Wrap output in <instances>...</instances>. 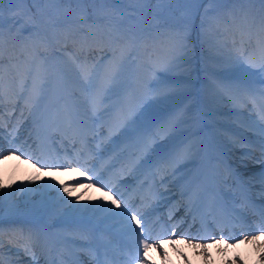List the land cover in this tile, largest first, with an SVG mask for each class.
Returning a JSON list of instances; mask_svg holds the SVG:
<instances>
[{"label": "bare ground", "instance_id": "obj_1", "mask_svg": "<svg viewBox=\"0 0 264 264\" xmlns=\"http://www.w3.org/2000/svg\"><path fill=\"white\" fill-rule=\"evenodd\" d=\"M247 3L249 4L246 6L243 4L241 14L239 13L242 26L240 28L234 26V20L228 18L226 24H223L215 32L217 35L216 42L221 44L222 48L217 49L219 57L204 60L203 63L207 67L214 65L217 69L232 74L226 77L220 72L215 75V79H211L214 84L208 86L201 84L195 92L177 93L178 97L183 95L187 100L184 99L172 113H168L162 118V123L158 125L164 131L151 140L149 149H145L141 153L143 159L140 157L133 158L135 159L133 164L136 166L144 158L160 154L161 149H158L160 145L171 143L173 139H181L182 127L175 121L180 113L190 112L192 116H198L197 126L201 128V131L198 133L199 137L197 139L201 138L212 146L209 149L208 161H212L213 166L212 169L210 167L209 173L211 174L208 178L207 188L199 193V182L197 180L191 181L192 176L189 178L190 172L194 171L190 162H192V159H196L198 154L202 158H207V154L204 152L205 149H198L199 145L194 146V143L192 144L189 141L190 138L177 145L183 151L181 157L186 156L183 159L174 156L177 161L181 160V163L184 164L182 168L174 172V177H178L176 186H180L179 188L184 195L182 199L177 200L185 201L187 204H185V207H177L174 220L176 223L182 220L187 225L195 224V226H201L200 223L205 220L207 224L213 226V231L204 236L203 239L196 241L188 237L187 233L191 234L188 229L179 230L175 236L168 240L166 246H163L161 242H152L149 239L148 242L155 245L153 248L156 251L152 247L147 249L149 251L147 257L142 258L145 264H264V230L255 232V230L244 229V231H240L238 230L239 225L236 228L238 222H235L234 225L230 224L234 231H225L226 224H228L227 220L232 214L231 198L242 197V202L246 208H249L251 204H254L251 202L255 201L256 204L254 205L257 209L259 207L264 209V175L262 174L264 171V108L261 110V114L258 115L260 105L263 104L264 106V94L252 88V84L264 86V83L259 84L255 79L257 75L264 77V52L254 53L248 51L249 49H246L245 46L251 49L252 44H256L255 37L246 36L244 33L247 24L256 25L260 29V35L256 39L264 43L262 42L264 40V22L262 19L264 16V0H250ZM22 20L16 18L10 27L11 29L0 25V62L4 61L5 66L8 65L6 61H10L15 56L22 58L21 55L27 54L26 59H28L35 49L33 43L36 40H33L34 42L30 44V34L28 32V29H31V24L35 23L28 17ZM77 21H79L77 27L81 28L83 23L80 21V17L77 18ZM104 28L105 33H107L106 37H112L110 47L114 49L113 54L115 56L113 59L118 64L120 61H124L127 65L131 54L132 56L135 55L131 50L129 41H122L120 35H118L115 46H113L114 23H112V20L105 23ZM136 30L137 27L133 29V31ZM81 32L84 34H81ZM85 32L90 31H87V29L78 31L76 34L81 35L74 38L69 35L66 39L58 37L60 40L58 42H54L51 38L47 42L41 34L37 37V42L47 57L52 55V49H55L57 45H69L72 39H74V42L81 41L84 48L79 45L78 47L83 53L78 54H82L84 57H88L84 54L85 47H90L89 54L95 53L97 47L101 44L99 50H107L108 44L105 45V35L95 37L90 33L85 35ZM162 37L167 40L165 42L167 44L162 43ZM162 37L158 33L152 41L145 37L139 44L136 55L138 62L141 61L147 66L137 65L136 75L139 78L138 86L140 88L137 87L136 91L130 92V95L142 99L141 101L145 105L139 107L138 114L144 116L157 112L160 107H166L163 106L165 101L160 104L158 99H160V96L165 95L169 87H163V83H161L162 74L160 76L159 72L167 69L171 57L169 51L164 53H160V51L161 48L167 46V49H171L172 54H174L172 47L176 44L171 43L172 40L165 33L162 34ZM128 38L130 39V37ZM98 41H100L99 44ZM120 47L122 49L118 51ZM59 51L61 50L59 49ZM152 51L157 52V59H154V56L151 55L153 54ZM99 56L98 54L94 59L88 57V73L94 68L100 67L99 69H101L104 66ZM76 57H79L81 64L85 63L84 58H80L78 55ZM254 59L257 61H251ZM59 61L62 60L59 58ZM9 67L12 66L9 64ZM59 67H61L62 75H64L65 70L66 76L72 82L65 83L67 88H73L69 93L71 101L76 103L80 98H85L81 93V82L86 81V77L79 76V71L74 70L78 68L74 61H62ZM111 67L114 68V65L111 64ZM10 71L8 79L13 82V88L9 90L10 92H2V94L4 96H16L18 99L13 101H15V106L18 107L21 105L19 97L26 96V90L30 86L27 82H24V78L17 77L16 71L20 74H23V72L17 69L16 71L12 69ZM99 72L104 73L101 70ZM1 77L3 75L0 73V79H2ZM106 79L104 76L99 78L101 81H106ZM0 81H3L0 84V87H3L6 80ZM62 81L64 83V78H62ZM45 83L47 84V82ZM148 83L151 84L150 89L146 87ZM215 84L218 85L219 90L216 89ZM39 90L42 91V88L39 87ZM108 92L105 96H108ZM30 96L27 95V99ZM65 97L70 98L62 90L57 96L46 102L49 106L46 115H43L46 118L44 124L40 127L41 130H37L36 126L41 124L43 118L38 120L34 116L35 118L29 120L31 125L29 124L30 126L27 127L30 128V131L28 130V133L22 136L20 127L22 125H18L16 121L21 117L28 119V112H21L18 111V108H13L14 111L17 110L15 113L19 114L13 120L14 111L8 116L13 101L9 103L0 96V141L5 145V148L0 147V153H2L0 155V264H43L44 261L47 262L48 254H54L52 248L56 244H70L68 239L87 237L90 230H95L104 235H115L116 233L135 234L144 226L142 217L137 218L139 224L132 221L131 218L134 214L124 206L118 193L114 192L112 187L108 184L102 185V181H98L94 176L87 177L85 172L92 171H85L79 162L73 161L76 160L75 157L79 150L66 147L65 152L62 151L63 156H59L60 159L51 156L55 154L51 146L59 144V147H63L58 139L63 138L64 140V136H67L70 141L76 143L79 147L82 146L83 142L86 143L80 134V129L83 131V127L78 123L80 120H76L75 117L69 118V110L66 108V104L61 102V99L63 100ZM200 98L207 102L208 108H205V110H209V114H203V111H205L203 107H201V112L197 107H189L191 99L194 102L195 99ZM60 102L62 104L59 110L61 114L59 115V112L57 114L50 113L53 107L54 110L56 109L53 105L60 104ZM244 102H250L251 114L256 113L263 124L255 126L252 122L245 120L248 119V115L245 111L246 104ZM82 105L85 106V104ZM82 105L79 109L86 110L82 108ZM87 109L90 110L89 106H87ZM224 110H229L226 116L220 113ZM75 111L77 110L75 109ZM93 113L95 112L91 114ZM125 113L121 112L120 114L124 115ZM202 119L205 120L203 124ZM225 121H228V123H231L230 121L232 123L236 122L238 126H243L253 134H258L259 142L257 143L247 140L246 137L242 140L236 138L239 141L259 146L255 149V158L247 155L244 157L247 160L246 162L238 160L237 154L235 153V155L232 151L235 137L226 133L219 126L220 123ZM5 122L12 125L9 131L3 130L2 123ZM209 122L216 123V127L209 126ZM32 130L37 132L32 134ZM134 130V127H129L130 133ZM16 133H20V137L24 138L23 141L33 147L28 145L30 148H22L23 151L19 143H11L8 139ZM87 140H89V137H87ZM191 140L193 141V138ZM9 144L12 145L8 147ZM39 144H43L44 149ZM121 146H126V142L122 141ZM40 147L44 152H39ZM153 148L157 151H153ZM229 151L231 152L229 153ZM40 158H48L49 161L43 163L39 161ZM53 163L57 164L53 165ZM144 171L146 174L149 172L148 169H144ZM202 182L200 181V183ZM161 190L162 188H157L156 191L159 200L162 196ZM205 192L206 196L204 195ZM213 194L219 199L218 205H215ZM113 200H116L120 207H117ZM175 201L176 199L174 202H170V207L175 208ZM200 201L199 210H205L204 213H200L198 217L195 213L192 215L186 213L185 210L188 207H196ZM181 208L184 209L181 210ZM261 228L258 226L254 229ZM8 244L21 249L25 254L21 256L20 253L9 251ZM58 247L65 250L64 245Z\"/></svg>", "mask_w": 264, "mask_h": 264}, {"label": "rangeland", "instance_id": "obj_2", "mask_svg": "<svg viewBox=\"0 0 264 264\" xmlns=\"http://www.w3.org/2000/svg\"><path fill=\"white\" fill-rule=\"evenodd\" d=\"M236 1L237 0H2V3H0V25L9 29L16 18L22 20L24 17H29V19L35 23L33 25L31 24V26L38 29L39 33L46 34V38L44 36V39H47L53 32L52 24L53 26L57 25V22L53 23V21L61 20L65 22V25L71 27V32L74 34L69 36L73 38L78 36L76 34L78 31H85L86 29L90 32H85V35L90 33L98 37L102 35V30L105 29L104 24L111 20L117 31L123 26V31L125 32L129 29L139 28L140 26L144 28L148 22L149 24L156 23L159 18H162L165 23L172 24L182 30L184 34L183 39L185 40L182 43L180 42L182 46L179 45V48H177V51L179 50L177 62L175 61V63L170 64L163 72H159L160 76L162 74L161 83H163V87H169V90L166 91L165 95L162 97L159 95L160 99H158V101L160 104L165 101L163 106H166L169 102L174 103L179 99L177 93L182 94L185 93L184 91H188L187 93L195 92L203 83L206 85L213 84L210 83L211 79H215V75L220 72L226 75V77L232 74L226 73L227 71L225 70L217 69L214 65L207 67L203 63L204 60L218 58L219 55H217V51L222 49L221 44H218L215 39L217 35L215 34L216 27L214 25V18L224 13V9L233 6ZM238 1H241V3L246 6L249 4L247 2L250 0ZM88 9H91L93 12L92 17L94 18L90 19ZM70 13L71 15L68 16ZM83 13L86 15H83ZM79 17L80 21L83 23L81 28L77 27V22H79L77 18ZM119 18H121L122 21H120ZM58 32L59 30L56 33L54 32L53 40L57 39ZM67 32L69 33L68 30ZM81 34L84 33L81 32ZM64 39H66V36ZM54 52L56 51L54 50ZM43 65L46 66V63L44 62ZM41 69L45 70L43 67ZM256 77L260 79V76ZM205 102L206 101L202 99H198V101L196 99L195 103H193L192 99L190 101L191 104L207 109L208 106ZM220 113L226 116L229 110H224ZM245 120L248 121L247 119ZM253 121L256 123V120ZM230 122L231 123H228V121L222 122L219 126L224 129L226 133L232 134V136H244L247 140L256 143L259 142L258 134H253V132L247 130V128L238 126L236 122ZM208 125L216 127L217 124L209 122ZM243 146L244 145L239 144V141L234 139L232 151L234 154H237L238 160H244L246 162L247 160L244 158L247 156L246 154L253 158L256 157L255 153L252 154L254 151L252 148ZM230 152L231 151H229V153Z\"/></svg>", "mask_w": 264, "mask_h": 264}, {"label": "snow or ice", "instance_id": "obj_3", "mask_svg": "<svg viewBox=\"0 0 264 264\" xmlns=\"http://www.w3.org/2000/svg\"><path fill=\"white\" fill-rule=\"evenodd\" d=\"M0 3H2V0H0ZM0 155H2V153H0ZM63 187V186H62ZM113 203L116 204L117 207H120V205L116 202V200H113ZM117 215L119 213H116ZM132 221L139 224V221L137 220L136 215L132 216ZM134 231V230H133ZM162 242V241H161ZM140 244L142 245L143 249L146 251L149 247H153L155 246L153 243L148 242L147 240H145V238L141 235L140 237Z\"/></svg>", "mask_w": 264, "mask_h": 264}]
</instances>
